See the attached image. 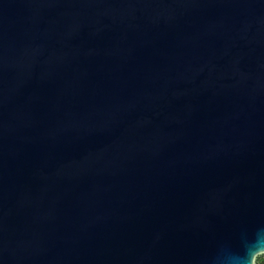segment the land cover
<instances>
[{
	"label": "water",
	"instance_id": "1",
	"mask_svg": "<svg viewBox=\"0 0 264 264\" xmlns=\"http://www.w3.org/2000/svg\"><path fill=\"white\" fill-rule=\"evenodd\" d=\"M264 221V0H0V264H211Z\"/></svg>",
	"mask_w": 264,
	"mask_h": 264
},
{
	"label": "clouds",
	"instance_id": "2",
	"mask_svg": "<svg viewBox=\"0 0 264 264\" xmlns=\"http://www.w3.org/2000/svg\"><path fill=\"white\" fill-rule=\"evenodd\" d=\"M211 264H264V221L218 243L211 253Z\"/></svg>",
	"mask_w": 264,
	"mask_h": 264
}]
</instances>
